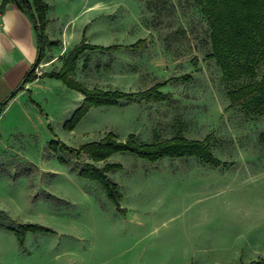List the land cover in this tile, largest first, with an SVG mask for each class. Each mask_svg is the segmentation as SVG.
<instances>
[{
    "label": "rangeland",
    "instance_id": "374dc122",
    "mask_svg": "<svg viewBox=\"0 0 264 264\" xmlns=\"http://www.w3.org/2000/svg\"><path fill=\"white\" fill-rule=\"evenodd\" d=\"M47 2L50 34L63 29L67 51L81 39L94 46L83 50L68 75L78 85L46 75L1 113L0 221L13 220L18 231L0 226V264H242L264 258V224L252 232L260 245L246 239L242 246L212 252L185 249L194 237L195 210L222 202L225 214H242L252 208L250 198L264 192V179L230 182L222 189L227 179L242 174L210 176L222 182H209L207 197L197 194L204 196L194 200L185 187L145 179L153 172L216 167L211 163L196 156L147 161L135 153H114L107 160L121 165L107 176L120 185L116 204L99 182L85 179L60 157L78 163L61 144L77 148L110 131L121 140L134 133L147 143L176 133L197 139L210 134L215 157L226 163L220 166H264V113L224 111L227 91L251 77L227 80L207 57L209 29L201 8L194 0ZM141 38L147 40L144 49L123 47ZM58 41L50 46L57 57L63 54ZM66 52L50 70L60 68ZM188 72L187 81L162 85L161 99L90 106L74 117L91 88L143 90ZM262 72L259 62L255 77ZM136 184L143 187L130 189ZM217 218L221 224L211 228L231 235L234 229Z\"/></svg>",
    "mask_w": 264,
    "mask_h": 264
},
{
    "label": "trees",
    "instance_id": "16d2710c",
    "mask_svg": "<svg viewBox=\"0 0 264 264\" xmlns=\"http://www.w3.org/2000/svg\"><path fill=\"white\" fill-rule=\"evenodd\" d=\"M8 2L15 3L31 17L39 43L38 57L19 84L23 86L24 83L37 77L35 67L42 59L45 47L59 44L60 41L49 39L46 35L47 0H2L0 11ZM194 2L201 8L209 29L210 52L207 57L214 60L221 74L227 80L236 76L247 75L251 77L250 81L231 87L227 91V103L224 111L242 108L248 113H264V72L259 76V79L255 77L257 65L259 62H264V0H194ZM146 43V38H141L129 45L116 44V46H123L128 50H141L145 48ZM88 46L93 47L94 45H90L81 39L79 43L66 52L58 70L46 71L44 75L62 77V80L75 87L79 83L73 81L68 75L73 73L76 59ZM194 59L196 60V58ZM190 77L191 74L188 72L161 79L146 89L135 91L91 88L85 94V101L76 109L74 117L79 119L90 106L118 105L146 98L161 99L166 95L161 90L162 85L174 79L187 81ZM17 92V89L13 90L0 102V111ZM211 136L208 134L204 139H197L176 133L171 137L147 143L135 138L134 133L127 134L125 139L121 140L114 132L110 131L104 138L81 144L77 148L68 147L62 143V150L65 149V153L74 156L78 163H72V160L65 155L60 157L71 168L75 170L79 168L78 174L85 179L99 182L105 194L118 204L122 197L119 185L107 176V172L119 168L121 164L109 162L107 159L110 155L120 152L135 153L147 161H158L163 157L196 156L214 166L226 164L215 157L211 149ZM82 156H87L88 160L81 161ZM98 162H103V164L98 165ZM13 224L11 219L8 223L0 221V226L18 231ZM242 264H264V258L251 259Z\"/></svg>",
    "mask_w": 264,
    "mask_h": 264
},
{
    "label": "crops",
    "instance_id": "0c3cea01",
    "mask_svg": "<svg viewBox=\"0 0 264 264\" xmlns=\"http://www.w3.org/2000/svg\"><path fill=\"white\" fill-rule=\"evenodd\" d=\"M1 1L2 0H0V4ZM45 27L46 35L49 39H61L62 42L59 53L63 52L64 54L70 47V45H65L63 41L66 39L67 34L64 35L63 29H60L59 35L50 34L49 18ZM38 48L39 43L37 42L36 31L31 17L15 3L8 2L0 11V102H2L3 99L13 90L17 89L18 92L15 96L10 98L4 109L0 111V116L1 113L5 112V110L16 100L15 98L18 97L19 94L27 92L35 82L44 78V73L49 71L50 67H57L54 64L64 56L61 54L57 57V55L52 54L50 46L45 47L43 57L35 67L37 77L32 79V81L24 83L23 86H20L19 84L23 77L38 57ZM255 167L254 164H248L234 165L230 167L216 166L206 169L180 170L177 172H153L149 174L145 181L154 179L157 181H168L165 184H170L169 186L180 185L187 189L186 193L193 194L192 196L194 197V200H197L204 196L197 194H206L205 197H207L208 193H210L208 192L209 182H218V180L215 181L214 179H209L208 177L210 176L218 177L220 175L234 176L242 174L241 176H234L231 179H227L224 185L222 183V189L224 186H229L230 182H233L234 184L236 181L242 183L264 179V166ZM224 181L225 180H223V182ZM220 182L222 181H219L218 183ZM142 187V184H136L130 189L137 190ZM213 191L217 190L215 189ZM220 204L221 205H218L219 207L215 209L209 207L207 209L202 208V210L198 209L193 212L190 226L193 227L194 237L193 239L190 238L188 241L189 245L185 247L187 251L193 250L195 252L203 253L212 252L213 249L222 250V248H233L242 246L244 244L242 241H245L246 239H252L249 243L250 245H260V238L252 237V232L255 226L256 228H259L261 224H264V192L251 197L249 200V206H252L253 209L250 207V210L249 208H246L242 214H225L226 205L222 204V202ZM214 212H217L218 214ZM244 215L249 216L244 217ZM216 217L225 224L228 223L227 225H230L228 226L230 227L229 229H234L233 232H230L231 235L224 236L223 234H219L218 229L211 228L212 225L221 224V222L214 219ZM214 222H217V224ZM138 223L142 224L140 222ZM231 226L233 228H231Z\"/></svg>",
    "mask_w": 264,
    "mask_h": 264
}]
</instances>
